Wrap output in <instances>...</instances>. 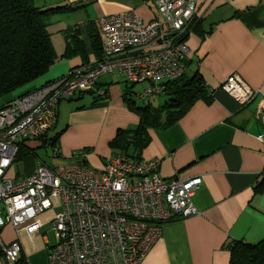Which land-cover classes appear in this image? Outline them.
Returning <instances> with one entry per match:
<instances>
[{"label": "crops", "instance_id": "1", "mask_svg": "<svg viewBox=\"0 0 264 264\" xmlns=\"http://www.w3.org/2000/svg\"><path fill=\"white\" fill-rule=\"evenodd\" d=\"M79 3L82 7L64 12L67 15L60 18L58 31L62 34L67 27L78 28L87 61L96 58L89 46L88 27L98 34L97 18L128 10L142 20L159 17L152 0H61L53 4ZM196 8L200 17L185 36L189 53L183 60L184 72L201 76L210 90L208 101L196 99L176 121L148 128L149 140L139 150L122 149L120 144L114 151L108 143L116 130L133 128L138 116L121 99L123 87L113 82V73L102 74L97 85L105 89V97L94 100L89 94V101L64 113L65 123L56 130L61 131L55 147L61 162L87 148V163L97 167L112 154L124 152L141 159L159 157L157 174L162 178L200 179L192 196L198 213L162 222L139 264H228V240L256 242L264 237V123L254 114L264 106V0H196ZM54 53L59 56L53 64L23 90L40 87L82 63L79 55L63 58L61 52ZM232 73L257 90L245 104H238L219 88ZM82 94L75 96L79 99ZM60 107L52 127L59 122ZM39 144L29 143L28 148L34 151ZM38 160L29 154L14 163L22 162L23 171L12 165L7 175L30 174ZM261 178V188L254 190ZM52 213L48 209L38 217L45 222ZM3 230L8 231L6 239L1 236ZM47 231L44 225L32 229L30 236L22 231L17 234L25 264H48L53 241ZM0 238L4 242L15 239L13 227L0 229Z\"/></svg>", "mask_w": 264, "mask_h": 264}, {"label": "built area", "instance_id": "2", "mask_svg": "<svg viewBox=\"0 0 264 264\" xmlns=\"http://www.w3.org/2000/svg\"><path fill=\"white\" fill-rule=\"evenodd\" d=\"M159 17L142 20L134 11L97 18L101 58L71 67L60 77L11 95L0 105V227L15 233L47 225L53 235L49 264H139L159 234V222L197 214L192 196L198 177L160 178V158L134 159L124 154L105 158L97 167L80 150L49 169L39 162L30 174L12 178L5 172L27 140L54 124L55 103L76 93L95 91L106 72L127 83L146 85L128 95L145 99L160 94L163 80L184 71L189 48L184 36L199 19L196 0H152ZM219 88L238 104L257 92L232 73ZM263 101V100H262ZM264 123V106L254 112ZM45 222L38 215L49 209ZM19 240L0 238V261L15 264Z\"/></svg>", "mask_w": 264, "mask_h": 264}, {"label": "trees", "instance_id": "3", "mask_svg": "<svg viewBox=\"0 0 264 264\" xmlns=\"http://www.w3.org/2000/svg\"><path fill=\"white\" fill-rule=\"evenodd\" d=\"M82 5L79 3L38 7L32 3V0H0V97H9L25 91L24 86L42 75L55 61L56 55L46 28V17L56 12L71 11ZM88 29L89 46L96 57L95 60H98L101 58L99 31L96 34L91 27ZM62 34L64 45L61 57L79 55L82 60L81 64L93 61L86 60L87 53L79 37L78 28L67 27L62 30ZM22 87H24L22 90L16 92ZM129 87L124 81L121 99L138 116V122L133 128L117 129L116 136L108 143L112 148L123 144L122 149L129 146L139 150L149 140L148 128L167 126L181 117L196 99L208 101L210 98V90L207 89L197 72L185 75L183 71L177 78L164 82L161 92L164 100L157 105L150 104L151 96L143 99L144 103L136 104L135 100L128 95ZM81 93L93 94L91 91ZM93 98L99 100L103 97L94 96ZM60 132L56 131L50 135L47 132L43 134L39 147L55 148ZM80 151L87 152L88 150L84 148ZM123 153L118 152L111 156ZM29 154L38 157L35 150L22 145L13 162H18ZM82 162L87 161L84 159ZM262 180L263 178L255 184L254 190L261 188ZM226 247L229 250L228 264H264V237L256 242L228 240ZM15 264H25L21 254Z\"/></svg>", "mask_w": 264, "mask_h": 264}, {"label": "rangeland", "instance_id": "4", "mask_svg": "<svg viewBox=\"0 0 264 264\" xmlns=\"http://www.w3.org/2000/svg\"><path fill=\"white\" fill-rule=\"evenodd\" d=\"M32 2H34L35 4H42V5H45L44 7H47L49 5L54 6L55 4H53V3L61 2V0H32ZM57 5H60V4H57ZM80 7H82V6H80ZM66 15L67 14H64V12H56V13H53L51 15H48V17H46V20L48 22L47 30L50 31V37H49L50 40H51L50 43H52L51 45L53 46L52 47L53 50L55 52H57L58 54L62 51L63 45H64L63 35L58 31V27L61 24V19L60 18H63ZM57 56H59V55H57ZM109 73L111 74V72H106L104 74H109ZM111 75H114L116 77L115 79H113L114 83H117V85L119 87H121V88L124 87V81L125 80H124L123 76H121L118 73H113ZM125 83H126L127 86H130L129 87L130 91L131 90L132 91L141 90L146 85L145 82L130 84V83H127L125 81ZM27 85H25L24 87H26ZM24 87L18 89L16 92L22 90ZM16 92H14V93H16ZM74 96H75V94H74ZM76 96L72 97L69 100H60L59 101V103L57 104V106L59 104L61 105V107L59 109V115H60L59 116L60 117L59 118V122H58L57 126H54V127H52L51 129L48 130V134H52L56 130H59L62 127V124H61L62 121H63V125H64V123H65L64 122V113L67 112L70 107L71 108L75 107L76 105L82 104L84 101H89V99H91L90 95L88 93H83L81 98H79V99H77ZM149 100H150V104L151 105H157V104H160L164 100V95L162 93H160L158 95H152L149 98ZM143 102H145V101L140 100V99H136V103L137 104H140V103H143ZM2 103H3V97H0V105ZM111 149L114 150V151L116 150V148H112V147H111ZM35 152L38 155L39 160H42L49 167H56L57 165L65 163V162H61L59 160L60 158H52L51 155H50V153H51L50 149L48 147H46V148H43V147L36 148ZM22 164H23L22 162H19V163L13 164V166H14V168L17 171H21V169L23 171V165ZM8 173L10 174V170H9ZM1 236H2L3 239H6V237L8 236V231L3 230V234H1ZM46 236L49 238L50 242L53 241V235H52V232L50 230L47 231V235ZM51 244L52 243H50V245ZM0 264H2L1 261H0Z\"/></svg>", "mask_w": 264, "mask_h": 264}, {"label": "bare ground", "instance_id": "5", "mask_svg": "<svg viewBox=\"0 0 264 264\" xmlns=\"http://www.w3.org/2000/svg\"><path fill=\"white\" fill-rule=\"evenodd\" d=\"M181 75V74H180ZM179 75V76H180ZM177 78V77H176ZM174 79V78H173ZM168 80H171V79H168ZM167 80H163L162 81V83H163V85H164V82H166ZM95 88L96 89H102L103 90V93L101 94V95H98V94H96V92L93 90L92 91V93H93V95L94 96H99V97H105V89L104 88H101V87H99L97 84L95 85ZM163 88H164V86H163ZM72 97H74V95L73 96H70L69 98H62V99H59L56 103H55V106H54V111H55V114H56V106H57V104L59 103V101L60 100H69V99H71ZM46 132H44V133H42V134H40L39 136H37V137H35V138H33L32 140H27V141H25L24 142V145L23 146H27L28 147V145H29V143H33V142H39L40 143V138H41V136L43 135V134H45ZM50 149V155H51V157L52 158H56V157H58V155H59V153H58V151L55 149V148H53V149H51V148H49ZM124 154V153H123ZM124 155H126V156H128V157H131V158H134V159H141V158H138V157H134L135 155H129V154H124ZM15 157V156H14ZM14 160V159H13ZM13 160H12V162L9 164V166H8V168L6 169V172H5V174H6V176H8L7 175V171H8V169L14 164V162H13ZM38 162L41 164V165H44V166H46L47 168H49V169H53L54 167H49L48 165H46L42 160H38ZM158 175V174H157ZM159 176V175H158ZM9 177V176H8ZM160 177V176H159ZM13 178V177H12ZM161 179H162V177H160ZM50 209V208H49ZM48 210V209H47ZM52 216H53V214H52ZM51 216V217H52ZM51 217L49 218V219H51ZM48 219V220H49ZM168 220V219H167ZM164 221H166V220H163V221H161V222H159V227H160V225H161V223L162 222H164ZM6 225H10V224H5V225H3V226H1L0 227V229H2L3 227H5ZM42 228V227H41ZM20 231H22V232H24L25 234H27L25 231H23V230H20ZM20 231H18L17 233H15L14 232V234H15V239H17L18 240V237H17V234L20 232ZM29 236V235H28ZM147 252V251H146ZM146 252L144 253V255H143V257L145 256V254H146ZM49 254V253H48ZM47 258H48V256H47ZM3 264V263H2ZM49 264V263H48Z\"/></svg>", "mask_w": 264, "mask_h": 264}]
</instances>
